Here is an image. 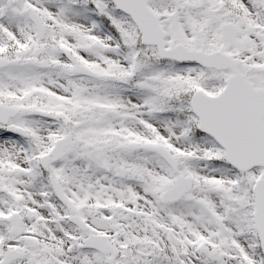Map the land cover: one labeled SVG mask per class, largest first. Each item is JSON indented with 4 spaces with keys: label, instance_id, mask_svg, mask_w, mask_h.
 <instances>
[{
    "label": "snow or ice",
    "instance_id": "obj_1",
    "mask_svg": "<svg viewBox=\"0 0 264 264\" xmlns=\"http://www.w3.org/2000/svg\"><path fill=\"white\" fill-rule=\"evenodd\" d=\"M0 264H264V0H0Z\"/></svg>",
    "mask_w": 264,
    "mask_h": 264
}]
</instances>
